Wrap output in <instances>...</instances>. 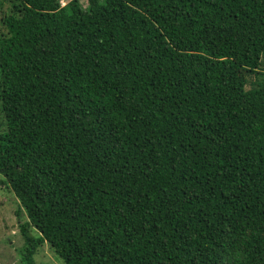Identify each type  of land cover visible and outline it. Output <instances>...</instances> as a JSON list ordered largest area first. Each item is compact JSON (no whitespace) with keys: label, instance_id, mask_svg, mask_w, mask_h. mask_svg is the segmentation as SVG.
<instances>
[{"label":"trees","instance_id":"1","mask_svg":"<svg viewBox=\"0 0 264 264\" xmlns=\"http://www.w3.org/2000/svg\"><path fill=\"white\" fill-rule=\"evenodd\" d=\"M87 1L0 0L23 264H264V0Z\"/></svg>","mask_w":264,"mask_h":264},{"label":"rangeland","instance_id":"2","mask_svg":"<svg viewBox=\"0 0 264 264\" xmlns=\"http://www.w3.org/2000/svg\"><path fill=\"white\" fill-rule=\"evenodd\" d=\"M68 1L60 0L61 5ZM82 4L87 6L88 1L82 0ZM19 207V201L13 191L6 185H0V264H23L19 250L24 245V238L21 235L19 224L27 220V215ZM18 209H20V214L17 213ZM32 232L37 235L35 228ZM33 257L36 264H64L47 240L42 243Z\"/></svg>","mask_w":264,"mask_h":264},{"label":"clouds","instance_id":"3","mask_svg":"<svg viewBox=\"0 0 264 264\" xmlns=\"http://www.w3.org/2000/svg\"><path fill=\"white\" fill-rule=\"evenodd\" d=\"M66 4V3H65Z\"/></svg>","mask_w":264,"mask_h":264}]
</instances>
